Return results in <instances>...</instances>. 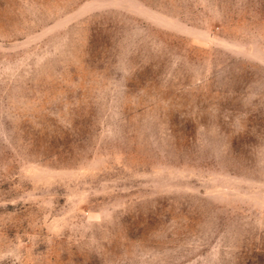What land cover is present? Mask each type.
I'll list each match as a JSON object with an SVG mask.
<instances>
[{"label":"rangeland","instance_id":"374dc122","mask_svg":"<svg viewBox=\"0 0 264 264\" xmlns=\"http://www.w3.org/2000/svg\"><path fill=\"white\" fill-rule=\"evenodd\" d=\"M0 264H264V0H0Z\"/></svg>","mask_w":264,"mask_h":264}]
</instances>
